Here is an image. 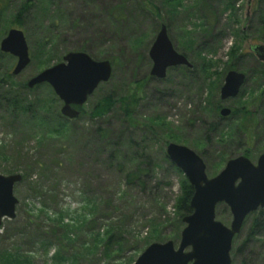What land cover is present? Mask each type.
<instances>
[{
    "label": "rangeland",
    "instance_id": "rangeland-1",
    "mask_svg": "<svg viewBox=\"0 0 264 264\" xmlns=\"http://www.w3.org/2000/svg\"><path fill=\"white\" fill-rule=\"evenodd\" d=\"M23 1L0 0V42L16 28L11 18ZM42 4L27 17L25 29L16 28L24 34L29 65L13 76L16 59L0 52V97L12 91L43 105L47 121L43 137L44 125L10 117L7 108L0 107V175L22 177L13 189L18 201L15 217L0 223V256L16 252L28 264H133L151 243L171 240L177 246L184 227L182 223L178 230L175 206L180 177L163 160L166 146L173 143L194 151L208 178L231 158L242 155L255 163L264 152V76L255 72L260 67L248 52L249 46L264 45V0ZM161 25L194 75L172 68L163 79L150 76L148 51ZM42 46L54 51L48 63L45 56L51 54L44 55ZM232 47L237 60L229 58ZM70 52L111 66L109 80L95 89L72 120L60 114L62 103L50 86H26ZM230 61L246 80L236 98L221 101L219 91ZM216 73L223 75L217 79ZM108 98L110 108L98 117L97 105H108ZM120 98L129 103L128 118ZM219 107L237 110V116L220 118ZM51 108L66 119L62 129L54 128ZM250 113V119L243 118ZM114 148L121 149L119 157H114ZM136 169L148 174L140 181L127 179ZM251 216L233 239L231 264H264V228L243 244ZM216 219L230 224L231 215L222 204L216 207Z\"/></svg>",
    "mask_w": 264,
    "mask_h": 264
},
{
    "label": "water",
    "instance_id": "water-1",
    "mask_svg": "<svg viewBox=\"0 0 264 264\" xmlns=\"http://www.w3.org/2000/svg\"><path fill=\"white\" fill-rule=\"evenodd\" d=\"M248 50L257 61L264 63V45L249 46ZM0 52L16 59L13 76L20 74L30 63L27 43L19 29L12 28L7 32L0 42ZM148 57L152 63L150 76L157 79H163L170 68H192L186 57L175 51L164 25L160 26ZM110 76L108 61H95L85 53L70 52L63 56L61 63L33 76L26 86L28 89L41 84L50 86L62 103L60 114L72 120L78 117V108ZM244 83L243 73L228 71L219 91L220 100L236 98ZM230 113L227 107L219 110L220 118H227ZM165 154L193 189L189 201L192 212L182 218L184 227L177 246L171 240L151 243L133 264H231L234 237L248 216L264 208V152L255 163L242 155L231 158L212 178L206 176L203 160L191 149L170 143ZM21 180L19 174L0 175V223L4 218L15 217L18 201L13 189ZM220 204L231 215L228 227L216 219V207Z\"/></svg>",
    "mask_w": 264,
    "mask_h": 264
},
{
    "label": "trees",
    "instance_id": "trees-1",
    "mask_svg": "<svg viewBox=\"0 0 264 264\" xmlns=\"http://www.w3.org/2000/svg\"><path fill=\"white\" fill-rule=\"evenodd\" d=\"M42 2H46V4H47L50 2V0H24L23 4L18 9L17 13L12 16L11 25L13 27H16L19 29H25V27H24L25 20L27 19V17L33 16L32 10H36L37 8H39L37 6L43 5ZM228 3H227V6L230 5V2H228ZM3 8H4L3 6L0 7V12L2 11ZM53 41H54V39L51 38L50 44H52V46H54ZM52 46L50 48H48L47 46H42L44 49V51H43L44 55H45V53L51 54L49 59H46V56H45L46 63L50 62V60L53 58L54 51L52 49ZM235 54H237V52H235V48L234 47L230 48L228 55H229V58H231V60L234 58L236 60L238 59V57H237L238 55L235 56ZM250 56L252 58L253 55L251 54ZM240 57L245 58V55L243 54ZM253 58H254V56H253ZM256 64H258L260 68L255 72L259 73L258 75H260V76H264V63H261V62L256 60ZM175 68H179V69L182 68L181 70H183V71L185 70V72L189 73L190 76L194 75L193 66L191 69L185 68L183 66L175 67ZM235 68H236V66H234V64H232L231 61H230L229 65H227V67H226L227 71L234 70ZM170 69H172V68H170ZM221 75H223V73L222 74L216 73L217 79H219ZM217 83H219L218 80H217ZM120 99H121V103H120L121 108L123 109L124 115L128 118L131 116V109H130L129 103L127 102V100H124V98H120ZM109 102H111L110 98H108L107 101H105V104L108 103V105L102 106V108L100 105H97L98 111L96 112V114L98 117H102L103 115L106 114V111L111 106V104H109ZM131 102L135 103V101H131ZM3 106H5L7 108L10 117L19 116V118L27 119L29 121H35V122H38L39 124L44 125L43 127H41V132H42L43 137H46L45 136L46 132L44 131V128L46 126L47 121L44 119V117L42 116V112H41L43 105L38 104V103L37 104L30 103L26 99L21 98L19 95H13L12 91H9L5 94H2V96L0 97V107H3ZM261 108L264 109V106L262 105ZM102 109H105V110L103 111ZM214 109L217 110L218 107L214 108ZM219 109H220V107H219ZM78 110L81 111L80 108H78ZM237 112H238L237 110L231 111L230 115L227 118L231 119V118H233V116L236 117ZM53 113H54V110L52 111V108H51V112L49 114H52V116L55 115V119H56V123H57L54 128L55 129H62L64 123H66L63 120H66V119L62 118L61 115H59V113H56V112L54 114ZM242 114H244V113H242ZM245 115L243 116V118L247 117L248 119H250V115H252V113H250L249 115H246V116ZM261 115L263 116L262 120L264 121V110L261 113ZM238 120H239V117H238ZM49 133H47V135H49ZM129 144L131 145V142ZM114 150H117L116 153H113L114 157H119L121 155V152H120L121 149H119V148L115 149L114 148ZM136 159H137V156L134 157L133 162L136 161ZM163 160L168 164L169 168L171 170H173L175 173H177L180 177L179 178L180 194H179L178 199L176 200V205H175L176 209L179 213V216H180L179 227H178V230H179L181 225H182V218L191 214V212H192V210L189 207V201L192 197L193 189L188 184L186 178L182 175V173L177 168H175V166L171 162H169L167 156L164 155ZM147 174H148L147 170L141 171L139 169H136V172H133V171L128 172V174H126V178L130 179L132 181H134V180L140 181L141 178ZM251 218H252L251 228H250L249 233L247 235V238L245 239L243 244L247 243L250 240V238L255 237L256 232L259 229L264 228V208L259 209L257 212L253 213ZM178 230H177L176 236H178V232H179ZM112 237H113V234L107 236L105 243L106 244L110 243ZM240 249H242V247L237 248L236 252H239ZM0 263H2V264H28V259L26 257H23L22 255L16 253V252L10 253V252L4 251L3 254L0 256Z\"/></svg>",
    "mask_w": 264,
    "mask_h": 264
},
{
    "label": "flooded vegetation",
    "instance_id": "flooded-vegetation-1",
    "mask_svg": "<svg viewBox=\"0 0 264 264\" xmlns=\"http://www.w3.org/2000/svg\"><path fill=\"white\" fill-rule=\"evenodd\" d=\"M247 21H248V20H247ZM248 52H249V50H248ZM249 53L253 55V53H251V52H249ZM253 56H254V55H253ZM254 58H255V56H254ZM255 59H256V58H255ZM256 60H257V59H256ZM229 71H230V70H229ZM227 72H228V71H227ZM227 72H226V73H227ZM226 73H225V74H226ZM224 76H225V75H224ZM245 80H246V75H245ZM241 88H242V87H241ZM220 109H221V108H220ZM220 109H219V110H220ZM78 111H79V110H78ZM218 114H219V113H218ZM219 117H220V116H219Z\"/></svg>",
    "mask_w": 264,
    "mask_h": 264
}]
</instances>
